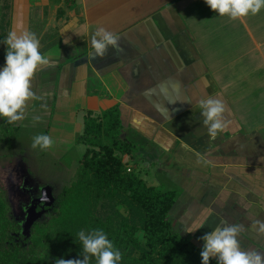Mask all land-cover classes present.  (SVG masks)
<instances>
[{
    "label": "crops",
    "instance_id": "obj_1",
    "mask_svg": "<svg viewBox=\"0 0 264 264\" xmlns=\"http://www.w3.org/2000/svg\"><path fill=\"white\" fill-rule=\"evenodd\" d=\"M100 27L119 36L102 59L91 54ZM26 30L49 60L32 79L38 99L52 96L48 132L76 139L77 106H119L122 135L144 142L138 161L179 189L170 218L180 233L201 248L205 232L239 224L241 248L264 253V9L233 20L204 0H0V41ZM6 51L0 43V66ZM208 97L226 106L214 141L200 116ZM38 99L24 120L41 111ZM153 175L145 181L159 185Z\"/></svg>",
    "mask_w": 264,
    "mask_h": 264
},
{
    "label": "trees",
    "instance_id": "obj_2",
    "mask_svg": "<svg viewBox=\"0 0 264 264\" xmlns=\"http://www.w3.org/2000/svg\"><path fill=\"white\" fill-rule=\"evenodd\" d=\"M121 131L117 105L99 113L83 112L75 142L84 150L75 172L28 227L10 213L0 187V264L82 259L77 233L95 228L103 229L121 251L120 264H200L201 248L176 231L170 218L177 191L148 184L128 166L139 148ZM19 132V125L0 119V142L10 145ZM90 264H96L95 259Z\"/></svg>",
    "mask_w": 264,
    "mask_h": 264
},
{
    "label": "clouds",
    "instance_id": "obj_3",
    "mask_svg": "<svg viewBox=\"0 0 264 264\" xmlns=\"http://www.w3.org/2000/svg\"><path fill=\"white\" fill-rule=\"evenodd\" d=\"M204 3L216 15L233 20L256 15L264 9V0H204ZM0 43L7 46L4 64L0 66V119L6 118L9 124H15L24 120L28 101L38 99L32 90V79L41 66L49 64V60L40 51L39 39L31 31H9ZM91 45V54L102 59L109 48L119 47V36L100 27L93 35ZM199 106L202 124L214 141L227 126L224 118L226 106L223 100L213 97L201 100ZM53 145L54 139L50 135L38 134L33 137L31 146L43 151ZM42 200L46 201L47 196H42ZM256 223L257 231L264 233V223ZM203 226L202 223L198 227ZM242 230V225L231 224L205 232L199 237L200 264H210L213 259L216 264H264V253L241 248L239 236ZM77 237L83 246L82 259L60 258L55 264H90L92 259H95L96 264H120L122 253L103 229L80 230Z\"/></svg>",
    "mask_w": 264,
    "mask_h": 264
},
{
    "label": "rangeland",
    "instance_id": "obj_4",
    "mask_svg": "<svg viewBox=\"0 0 264 264\" xmlns=\"http://www.w3.org/2000/svg\"><path fill=\"white\" fill-rule=\"evenodd\" d=\"M54 86L55 81H53L50 90L54 91ZM38 100H40L39 105L42 103L41 111L28 116L23 123H19L20 132L17 138L12 140L10 145L0 142V187L5 189L6 195L9 197L12 207L14 208L13 212L20 213V216H25H23L24 220L21 222L24 227L30 226L34 219H37L39 215H43L45 212L44 208L49 207L52 204V194H55L72 178L78 159L84 150V145L75 142V139H60V136L52 135L51 132H48L47 134L54 139V145L52 148L43 151L39 148H32L33 137L38 134H45V128L48 125L49 118L44 116L45 114H43V112L45 110H43V108H51L52 96L40 97ZM83 110L84 109H82L81 106H77L78 120H80V122H82L81 114ZM104 110L105 109L102 111ZM37 117H39L38 120L36 119ZM52 122L53 120H51L50 123L52 124ZM72 128H75V126L69 125L68 129ZM125 136L136 144L137 148L144 144L137 132L132 129L128 128ZM137 138L141 141L139 142ZM136 153H138V150H136ZM136 153L134 154L135 159H132L128 165L129 167H132V164L135 163L133 165L134 169L138 170L140 175L147 180L148 183L149 178L153 177V174L157 171L158 182L164 187H173L174 184L166 182L165 177L155 169L156 167L152 168L153 166L149 167L142 165L138 161ZM21 172L24 176L21 175ZM13 173H17L16 175L20 177H25L31 186H44L43 188L48 191L46 201L42 200V198L39 199L41 205L40 210L36 211V205L32 204L26 209V212H24V202H17L19 201V198L15 193V189H18L16 184H19V181L14 180L12 177L14 176L12 175ZM19 188L21 189V187ZM175 190L178 191L179 189L175 188ZM9 210L11 213L10 206ZM173 226L176 231L180 232L179 224L174 223Z\"/></svg>",
    "mask_w": 264,
    "mask_h": 264
},
{
    "label": "flooded vegetation",
    "instance_id": "obj_5",
    "mask_svg": "<svg viewBox=\"0 0 264 264\" xmlns=\"http://www.w3.org/2000/svg\"><path fill=\"white\" fill-rule=\"evenodd\" d=\"M16 174L17 173H13L12 175H14V176H12V177L14 178V180L19 181V184H16V186L18 187L19 190L15 189V193L18 195V198H19V201H17V202H19V203L22 201L24 202V204H25V205H23V206H25L24 212H26V209L29 208L32 204L36 205L35 206L36 211L40 210L41 205H40L39 199L42 198V196L47 195L48 191L43 188L44 186H36V187L31 186L25 177H20ZM21 175L24 176V174L22 172H21ZM19 187H21V189ZM7 200H8L10 209H11V213L14 216V218L16 220H18L19 222H22L24 220L23 218L25 216L24 215H23L24 217L20 216L19 215L20 213L19 214L14 213L13 212L14 208L12 207V204H11L8 196H7Z\"/></svg>",
    "mask_w": 264,
    "mask_h": 264
}]
</instances>
